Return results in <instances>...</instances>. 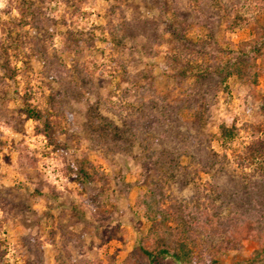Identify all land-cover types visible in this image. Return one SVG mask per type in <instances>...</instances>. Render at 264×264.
I'll return each instance as SVG.
<instances>
[{
	"label": "rangeland",
	"instance_id": "1",
	"mask_svg": "<svg viewBox=\"0 0 264 264\" xmlns=\"http://www.w3.org/2000/svg\"><path fill=\"white\" fill-rule=\"evenodd\" d=\"M261 25L264 0H0V264H153L155 182L188 264L249 261L264 242V53L241 47ZM214 214L252 235L210 233Z\"/></svg>",
	"mask_w": 264,
	"mask_h": 264
},
{
	"label": "trees",
	"instance_id": "2",
	"mask_svg": "<svg viewBox=\"0 0 264 264\" xmlns=\"http://www.w3.org/2000/svg\"><path fill=\"white\" fill-rule=\"evenodd\" d=\"M247 16H243L241 14H235L233 18V25H239L243 22L247 23ZM178 35L175 36V39H181ZM244 44H250L251 49L248 51L244 46L241 47L243 53H246L248 56L252 58H257L258 56L263 55L264 53V28L263 25L257 28L256 35L253 39L246 40ZM202 76V74H201ZM31 105V104H28ZM26 112L30 116H38L40 115V110L28 106L26 108ZM221 133L224 139L231 138L234 135V127H228L226 125L221 126ZM243 160V159H242ZM84 176L87 172L81 170ZM81 173V172H80ZM163 191L158 182H155L152 193L150 195V202L147 204V210L150 213V217L153 221V224L150 229V234L153 235V241L151 244L145 248H143L144 253L150 257V260L153 264L157 262V260L167 254L171 255L181 264H188L192 258V247L190 245V236L182 238L180 231L178 228H174L169 225V212L168 209L165 208L162 203L164 201ZM177 220L184 222L185 231L188 234L191 230V222L189 219L192 217L191 214L186 213L184 209L179 206L176 207V212L174 214ZM173 216V215H172ZM225 220L221 219L218 214L213 215V219L205 224V229L210 233H215L221 231L229 232V237L231 241L235 239H241L243 237H249L252 235L253 228H251V223L249 222L247 225L241 224L237 222L235 224H227L230 227L225 228L227 225ZM225 230V231H224ZM229 230V231H228ZM238 264H264V242L256 249L254 255L249 261L239 262Z\"/></svg>",
	"mask_w": 264,
	"mask_h": 264
}]
</instances>
